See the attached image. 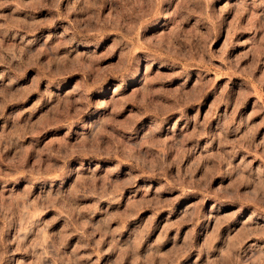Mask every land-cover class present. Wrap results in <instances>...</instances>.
<instances>
[{"label":"rangeland","instance_id":"1","mask_svg":"<svg viewBox=\"0 0 264 264\" xmlns=\"http://www.w3.org/2000/svg\"><path fill=\"white\" fill-rule=\"evenodd\" d=\"M0 264H264V0H0Z\"/></svg>","mask_w":264,"mask_h":264},{"label":"bare ground","instance_id":"2","mask_svg":"<svg viewBox=\"0 0 264 264\" xmlns=\"http://www.w3.org/2000/svg\"><path fill=\"white\" fill-rule=\"evenodd\" d=\"M138 70V72H139V69H137ZM136 71V70H135ZM140 75V74H139ZM135 77H136V75H135Z\"/></svg>","mask_w":264,"mask_h":264}]
</instances>
